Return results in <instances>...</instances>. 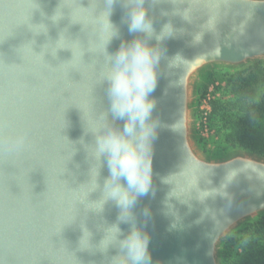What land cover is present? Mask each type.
Instances as JSON below:
<instances>
[{
	"label": "water",
	"instance_id": "1",
	"mask_svg": "<svg viewBox=\"0 0 264 264\" xmlns=\"http://www.w3.org/2000/svg\"><path fill=\"white\" fill-rule=\"evenodd\" d=\"M137 5L148 35L128 32ZM140 37L158 53L155 138L147 194L122 221L96 137L121 126L111 54ZM261 58L264 0H0V264H130L120 239L133 227L151 264H221L222 240L264 213V158L198 151L194 83Z\"/></svg>",
	"mask_w": 264,
	"mask_h": 264
},
{
	"label": "clouds",
	"instance_id": "2",
	"mask_svg": "<svg viewBox=\"0 0 264 264\" xmlns=\"http://www.w3.org/2000/svg\"><path fill=\"white\" fill-rule=\"evenodd\" d=\"M107 4L111 8L113 0H107ZM126 24L132 34L148 35L153 31L142 5L129 8ZM157 62V51L140 37L111 54V67L106 73L109 111L121 126L108 128L96 137V152L104 157L109 171L105 198L122 210V221L128 219L137 198L146 195L149 188L146 157L155 138V126L149 121L155 107L150 96L155 90ZM119 231L117 228L116 233ZM148 243L147 234L135 227L120 239L130 264H151Z\"/></svg>",
	"mask_w": 264,
	"mask_h": 264
},
{
	"label": "trees",
	"instance_id": "3",
	"mask_svg": "<svg viewBox=\"0 0 264 264\" xmlns=\"http://www.w3.org/2000/svg\"><path fill=\"white\" fill-rule=\"evenodd\" d=\"M217 73L211 78L222 81L231 96L212 97L209 102L208 123L220 137L213 155L225 156L242 149L264 156V126L256 123L264 116V58ZM204 90L205 86L199 87L201 93ZM197 143L204 152L209 151L204 140L197 138ZM219 258L221 264H264V213L235 227L222 240Z\"/></svg>",
	"mask_w": 264,
	"mask_h": 264
},
{
	"label": "rangeland",
	"instance_id": "4",
	"mask_svg": "<svg viewBox=\"0 0 264 264\" xmlns=\"http://www.w3.org/2000/svg\"><path fill=\"white\" fill-rule=\"evenodd\" d=\"M255 60H252L244 65H248L250 63H253ZM242 65V66H244ZM242 66L239 67H221V66H213L205 70L195 81L194 83V93H193V101H192V137L195 142L196 148L198 151L207 156V157H221L217 155H213L217 153V145H215V142H218L220 137L216 133L213 127L209 126L208 119H206L207 126L204 127L203 123V117H202V98L205 94L211 95V97H217L221 99H228L231 95L228 93V91L225 90L224 88V83L220 81L218 78L217 79H212L211 77L214 75H217V72L222 71L223 69H229V70H234V69H239ZM208 73L211 75L209 76ZM200 86H205L204 93H201L199 91ZM256 123L258 125H263L264 126V116L257 118ZM197 138H201L206 142V147L209 149V151L206 153L204 152L200 146L197 143ZM234 151H242L245 153H251L242 149H234L230 152ZM254 154V153H252ZM257 155V154H255ZM260 156V155H258ZM264 158V156H261Z\"/></svg>",
	"mask_w": 264,
	"mask_h": 264
},
{
	"label": "built area",
	"instance_id": "5",
	"mask_svg": "<svg viewBox=\"0 0 264 264\" xmlns=\"http://www.w3.org/2000/svg\"><path fill=\"white\" fill-rule=\"evenodd\" d=\"M211 95L208 94H205L202 98V117H203V123H204V127L207 126V122H206V119H207V115H208V112L210 111V104L209 102H211Z\"/></svg>",
	"mask_w": 264,
	"mask_h": 264
}]
</instances>
